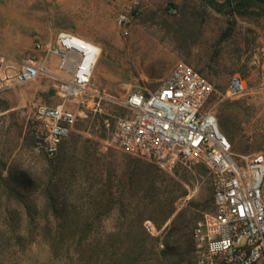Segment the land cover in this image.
<instances>
[{
	"label": "rangeland",
	"instance_id": "1",
	"mask_svg": "<svg viewBox=\"0 0 264 264\" xmlns=\"http://www.w3.org/2000/svg\"><path fill=\"white\" fill-rule=\"evenodd\" d=\"M213 1L226 7L218 12L201 0H86L85 17L58 15L55 25L60 30L73 31L100 46L91 88L101 99L94 101L96 110L86 108L90 96H84L85 104L81 99L65 102L78 119L57 158L50 159L37 148L39 127L30 116L29 103H64L57 95L54 77L41 76L27 86L6 91L15 92L9 97L0 93V112L9 110L0 114L2 177L12 174L23 181L18 190L33 201L37 211L43 210L44 190L52 183L61 187L69 212L72 206L79 212L93 208L83 197L93 185L90 200H101V210L112 205L108 216L99 220L96 239L114 242L116 247L121 243L131 246L138 239L133 234L114 235L121 223L131 233L142 216L160 218L173 200V212L159 229L151 219L144 220L143 226L150 222L155 228L151 236L162 241L180 214L189 230L176 235L177 245L174 241L172 245L179 253L188 252L196 264L194 229L214 207L209 171L202 165L163 167L147 162L110 146L109 139L117 118L125 114L119 102L128 88L144 84L154 89L183 61L212 83L210 104L234 152H264V12L248 8L243 15L229 14L237 0ZM59 8L55 6L58 12ZM120 14L128 17L127 35L117 23ZM235 74L244 80L246 89L231 97L227 90ZM4 191L0 187V264H79L71 259L53 260L46 239L41 234L34 239L29 236L27 222H8L5 212L20 207L15 200L5 199ZM38 225V231L54 226L42 215Z\"/></svg>",
	"mask_w": 264,
	"mask_h": 264
},
{
	"label": "built area",
	"instance_id": "2",
	"mask_svg": "<svg viewBox=\"0 0 264 264\" xmlns=\"http://www.w3.org/2000/svg\"><path fill=\"white\" fill-rule=\"evenodd\" d=\"M128 22L126 14L118 15L124 35ZM36 48L43 55L22 62L0 53V93L27 86L41 76L54 77L64 103L33 101L29 113L39 127L37 148L56 159L78 119L65 102L81 99L85 104L84 96H90L86 108L96 110L94 101L100 94L91 84L102 50L95 42L66 31L53 44L38 43ZM51 56L58 58L59 76L48 73ZM245 89L244 80L235 74L227 94L235 97ZM213 92L212 83L198 70L179 61L156 88L144 84L128 88L119 102L125 114L117 118L109 144L163 167L202 165L209 171L214 207L194 229L196 264H264V152H234L210 104ZM144 226L155 232L150 222Z\"/></svg>",
	"mask_w": 264,
	"mask_h": 264
},
{
	"label": "trees",
	"instance_id": "3",
	"mask_svg": "<svg viewBox=\"0 0 264 264\" xmlns=\"http://www.w3.org/2000/svg\"><path fill=\"white\" fill-rule=\"evenodd\" d=\"M209 6H213L216 11L222 12L225 5L216 4L213 0H201ZM236 6L230 8L229 14L238 13L243 15V11L248 8H255L264 12V0H237ZM200 72V71H199ZM201 73V72H200ZM202 74V73H201ZM62 145V144H61ZM60 150V149H59ZM26 180L24 179V183ZM23 184L18 182L14 175H9L7 178L2 177L0 171V187L5 191L3 194L5 199H12L20 208L18 210L8 209L6 220L12 222H27L29 236L34 239V236H39L46 239V246L49 248L53 260L55 259H71L76 260L79 264H195L193 257L189 256L188 252L179 253L177 247L172 245V241L177 245L176 235L185 234L189 230V224L183 220L179 214L167 227L165 233L160 237L154 238L151 236L143 221L151 219L157 229H159L170 217L173 209L171 205H166L160 218H145L141 217L137 228L134 231H128L124 223L114 232L117 236L135 235L138 239L131 246H126L125 243L117 244L108 241H98L96 238L100 234L101 225L99 220L107 217L110 208L103 209L101 200H90L93 185H90L87 192L83 196L87 199V204H93V208H86L85 211L79 212L76 206L67 210L66 199L61 192V187L57 184H49L44 190L43 210L37 211L33 201H28L25 196L19 192L18 188ZM107 189L101 193H104ZM2 197L0 196V205H2ZM10 202H5V205ZM84 214V216H82ZM50 218L54 226H44L38 231V221L40 216ZM124 218L126 216L123 215ZM83 220V223L80 221ZM86 221V222H85ZM38 231V233H37ZM150 241V249L147 247V242ZM122 242V241H121ZM163 245V249H159Z\"/></svg>",
	"mask_w": 264,
	"mask_h": 264
},
{
	"label": "crops",
	"instance_id": "4",
	"mask_svg": "<svg viewBox=\"0 0 264 264\" xmlns=\"http://www.w3.org/2000/svg\"><path fill=\"white\" fill-rule=\"evenodd\" d=\"M85 4L86 0H0V53L16 62L25 61L30 57H41L43 51L38 50L36 45L53 44L57 35L66 31L55 25L57 16L63 14L67 15V18H83ZM55 6H59L61 11H56ZM57 64L58 58L51 56L48 73L59 76ZM11 93L15 92L5 91L3 95L9 97ZM7 111L4 110L0 114Z\"/></svg>",
	"mask_w": 264,
	"mask_h": 264
}]
</instances>
